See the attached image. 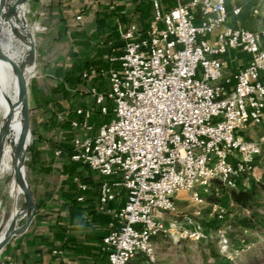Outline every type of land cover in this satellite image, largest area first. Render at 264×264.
I'll return each mask as SVG.
<instances>
[{
    "label": "built area",
    "instance_id": "built-area-1",
    "mask_svg": "<svg viewBox=\"0 0 264 264\" xmlns=\"http://www.w3.org/2000/svg\"><path fill=\"white\" fill-rule=\"evenodd\" d=\"M169 1L151 0L147 29L128 26L122 48L110 56V89L93 87L94 107L78 108L70 118L72 161L118 176L103 181L101 203L116 198L115 185L126 192L119 221L103 238L108 264H128L138 255L154 261V237L178 213L179 195L187 192L203 204L217 185L238 188L255 175L264 151V134L247 137L250 128L264 125V28L228 26L231 12L242 8L229 10L227 0H171L170 8ZM231 49L248 59L228 73L222 56ZM93 109L112 117L95 134H82L93 128ZM209 204L223 216L220 202ZM170 233L175 241L204 236ZM218 243L232 257L225 232Z\"/></svg>",
    "mask_w": 264,
    "mask_h": 264
},
{
    "label": "crops",
    "instance_id": "crops-1",
    "mask_svg": "<svg viewBox=\"0 0 264 264\" xmlns=\"http://www.w3.org/2000/svg\"><path fill=\"white\" fill-rule=\"evenodd\" d=\"M261 1L264 0H227L229 10L242 8L238 15L231 12L232 25L228 26L264 28L256 20L264 17ZM172 4L170 0L169 8ZM30 9L37 24V56L29 83L33 137L28 174L38 206L29 228L14 235L1 250L0 264H108L103 238L119 221L126 192L115 185L116 198L105 205L101 203L103 181H114L118 176L101 175L72 161L68 147L75 130L70 118L77 116L78 108L94 107L93 87L103 92L110 89V56L122 48L123 32L131 23L136 22L141 29L150 26L154 17L152 3L31 0ZM222 59L229 73L243 66L248 55L231 49ZM85 72L98 74L84 77ZM109 118L110 113L93 109V128L80 133L95 134ZM255 127L249 129L247 137L264 134L255 132Z\"/></svg>",
    "mask_w": 264,
    "mask_h": 264
},
{
    "label": "rangeland",
    "instance_id": "rangeland-1",
    "mask_svg": "<svg viewBox=\"0 0 264 264\" xmlns=\"http://www.w3.org/2000/svg\"><path fill=\"white\" fill-rule=\"evenodd\" d=\"M264 3V1H261ZM31 0L24 8L32 23L36 39V22L34 21ZM29 9V10H28ZM21 11V18L23 16ZM250 19V16L248 17ZM229 19L227 25H232ZM260 27L264 26V17L257 19ZM19 21V20H18ZM17 21V22H18ZM21 20L19 21V23ZM0 109V119L2 118ZM110 120V118L108 119ZM255 127V126H254ZM19 129L15 142L19 140L21 133ZM255 132H264V125L253 128ZM31 148V146H30ZM29 153L27 158V177ZM255 175L244 178L242 185L247 187L257 186L259 193L256 195V203L251 207L241 206L231 196L234 188L217 185L211 192L205 195L206 203H196L187 192L181 193L177 199L178 213L165 220V232L154 237L156 258L149 261L146 256H135L128 264H264V151L258 157ZM256 178H259L257 180ZM5 180H0V225L4 227L12 214V206L15 203H23L24 193L10 198L9 193H3ZM23 192V191H22ZM9 195V196H8ZM218 201L224 208L223 216L212 212L210 202ZM25 219H21L19 224ZM174 230H198L204 236L200 238L182 237L175 241L172 234ZM221 232H225L232 248V257L224 255L220 251L218 243ZM209 244L214 245L216 253L211 251Z\"/></svg>",
    "mask_w": 264,
    "mask_h": 264
},
{
    "label": "water",
    "instance_id": "water-1",
    "mask_svg": "<svg viewBox=\"0 0 264 264\" xmlns=\"http://www.w3.org/2000/svg\"><path fill=\"white\" fill-rule=\"evenodd\" d=\"M28 2L29 0H0V34L3 23L10 22L14 34L28 44L26 56L23 60L17 61L5 51L0 37V59L12 63L16 68L19 85L18 103H22L23 106V126L19 140L15 146L14 167L15 179L24 193L22 210L15 211L10 222L6 226L4 235L0 240V252L14 235L22 233L29 228L38 206L36 192L27 177L26 163L33 137L29 83L36 66L37 56L36 39L32 23L27 16V12L23 10L27 7ZM21 11H24L22 18ZM16 20H21V25L16 24ZM15 107L16 104L11 103V109L6 116L5 124L0 128V168L3 161L5 145L9 137L10 124ZM14 206L15 205L13 204L12 211L15 208ZM24 217L25 221L19 224V221Z\"/></svg>",
    "mask_w": 264,
    "mask_h": 264
},
{
    "label": "bare ground",
    "instance_id": "bare-ground-1",
    "mask_svg": "<svg viewBox=\"0 0 264 264\" xmlns=\"http://www.w3.org/2000/svg\"><path fill=\"white\" fill-rule=\"evenodd\" d=\"M15 23L21 25L22 21L19 23V21L17 22L16 20ZM0 37L5 51H7L17 61L23 60L28 50V44L14 34L10 22L3 23ZM18 101L19 85L16 68L12 63L0 59V109L3 113L2 118L0 119V128H2L5 124L6 116L11 109V103L16 104L10 124L9 137L5 145L3 161L0 168V180H5L3 192L5 194L9 193L10 198L11 196L16 198L19 193H23L21 187L15 179L14 167L16 146L15 137L19 129L23 126V106L22 103L19 104ZM22 204L23 203H15V208L13 209L12 215L15 211L22 210ZM10 219L0 230V240L4 235L6 226L10 222ZM22 219H25V217Z\"/></svg>",
    "mask_w": 264,
    "mask_h": 264
},
{
    "label": "trees",
    "instance_id": "trees-1",
    "mask_svg": "<svg viewBox=\"0 0 264 264\" xmlns=\"http://www.w3.org/2000/svg\"><path fill=\"white\" fill-rule=\"evenodd\" d=\"M111 117H112V111L110 113V119ZM71 148H72V144L70 143V146L68 147L69 155L71 152ZM258 193H259V189L257 186L247 187V186L240 184L238 188H234L232 190L231 196L241 206L253 208V206L256 203V200H257L256 195ZM209 247L211 248V251L217 255L214 245L209 244Z\"/></svg>",
    "mask_w": 264,
    "mask_h": 264
}]
</instances>
